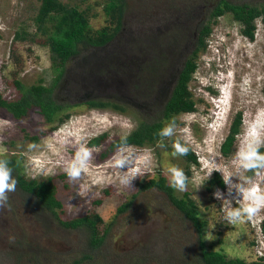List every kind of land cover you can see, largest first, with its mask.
Instances as JSON below:
<instances>
[{
	"label": "rangeland",
	"instance_id": "374dc122",
	"mask_svg": "<svg viewBox=\"0 0 264 264\" xmlns=\"http://www.w3.org/2000/svg\"><path fill=\"white\" fill-rule=\"evenodd\" d=\"M122 1L120 12L108 0L55 1L82 16L85 39L111 37L101 46L80 44L53 85L57 63L49 41L56 36L60 13L39 18L40 0H0L1 99L14 102L40 86L65 105L49 122L33 106L18 120L0 108V159H13L25 180L51 183L60 221L97 214L96 232L104 234L102 244L91 249L86 228L61 227L17 188L8 193V206L0 208V264H202L190 222L161 190L141 188L159 176L170 186L172 166L188 178L186 190L171 187L172 194L193 202L203 223L204 250L264 264V208L252 219L234 224L225 219L230 207L240 206V189L251 187L249 180L264 190V169L247 178L237 158L253 124L259 125L264 143V23L259 17L253 21L249 39L229 12L210 16L220 0ZM226 1L264 6V0ZM201 27L208 32L199 44ZM188 60L195 63L186 83L193 110L162 118V106ZM236 112L239 134L231 154L223 157L219 145ZM173 118L170 137L108 150L110 142L126 137L141 121L160 120L165 127ZM28 137H36L35 148H29ZM175 140L189 148L197 164L172 156ZM81 144L93 149L92 160L72 181L65 169ZM118 150L129 156L128 167L141 171L132 188L119 182L127 168L113 166ZM214 174L222 189L211 184ZM224 174H230L228 184Z\"/></svg>",
	"mask_w": 264,
	"mask_h": 264
},
{
	"label": "trees",
	"instance_id": "16d2710c",
	"mask_svg": "<svg viewBox=\"0 0 264 264\" xmlns=\"http://www.w3.org/2000/svg\"><path fill=\"white\" fill-rule=\"evenodd\" d=\"M56 0H40L39 18H44L48 12L60 13V19L56 23V36L50 37L49 51L51 53V60L56 64L57 72L53 80L55 85L61 78L64 72L65 62L72 56L77 54V48L80 44H88L90 46H101L106 43L111 36L98 37L97 40L85 39L83 33L84 19L74 9H67L55 2ZM112 5V8L116 5L117 10L120 12L123 6L122 0H108ZM229 12L233 19L237 21L241 26V33L245 37L251 39L254 31L253 21L256 18H260V21L264 23V6L257 8L246 4H231L226 0H220L213 7L211 11L212 17L221 16V14ZM118 29V24L115 31ZM208 29L201 27L198 32L197 43H202V38L207 34ZM195 69V63L188 60L184 63L183 67L179 71L174 86L172 87L168 99L162 106L160 116L162 118L169 117L170 114L178 112H191L193 110L192 103L187 100L186 83L189 80L190 74ZM17 87L19 85L16 83ZM264 93V84L262 86ZM48 89L42 87L29 88L22 97L14 102H7L0 97V108L5 109L12 118L18 120L25 116L27 110L30 107H36L38 114L41 115L47 122L51 120L53 115L62 110L65 105L56 103L51 97ZM241 126L240 113L236 112L228 126L226 135L219 145V153L223 157H227L233 151V144L235 136L239 134ZM166 127V126H165ZM164 128L160 120L153 121H141L133 131H131L126 137L116 139L110 142L108 150H113L121 146H139L143 141L159 140L162 138L159 133ZM30 142L34 144L36 137H28ZM90 145H95L96 141H89ZM259 152L264 154V143L259 147ZM185 160L192 164H197L196 158L192 152H188L184 156ZM9 161V167L13 169L12 176L18 181L17 188L19 191L26 195L33 196L37 205L44 211L49 212L58 221L61 227L68 229H76L80 227L86 228L88 231V243L91 249L99 247L104 239V234L98 236L96 232L97 224L101 222V219L97 214H92L90 217H81L70 221H60L57 218L55 212L60 208V203L55 199L54 187L49 181L45 183H36L32 180H25L18 175L17 164L13 159H4ZM257 170H247L245 176L247 178L253 176ZM211 184L215 183L218 188L222 189L223 184L221 180L214 174L211 179ZM155 187L161 190L169 200V202L188 220L193 227L199 246V257L202 264H249L241 259H226L222 254L216 251L204 250L203 242L200 240L203 223L199 221L196 216L195 206L193 202L185 197L176 198L172 194V189L165 182L162 176H159L156 180L150 179L141 186V188ZM124 206H120L117 209V213L123 210ZM264 229V223H262Z\"/></svg>",
	"mask_w": 264,
	"mask_h": 264
},
{
	"label": "clouds",
	"instance_id": "9594fccd",
	"mask_svg": "<svg viewBox=\"0 0 264 264\" xmlns=\"http://www.w3.org/2000/svg\"><path fill=\"white\" fill-rule=\"evenodd\" d=\"M175 118L171 120L166 127H164L159 135L172 136L173 128L175 125ZM258 124H253L249 136L246 138L242 147L237 152V158L239 164L245 170H257L264 169V154L259 152V147L262 143L260 140V134L257 131ZM185 132L187 129L184 130ZM158 147H163L158 142ZM36 145L30 144L29 148H35ZM172 156H186L189 152V148L180 142L175 140L172 143ZM93 149H89L86 145L81 144L72 159L66 166L65 172L69 180L75 181L81 177L90 161L92 160ZM113 166L117 169H125L119 176V182L126 188H132V181L141 175V171L138 167H128L129 156L124 155L121 151H117L113 157ZM13 169L9 167V161L0 159V208L8 206V193L15 192L17 189L18 181L12 176ZM170 174L169 185L173 189L178 191H185L187 187V176L183 169L172 166L168 169ZM211 172L209 173V176ZM256 175H259L256 172ZM230 174H224V183H229ZM251 187L241 188L242 202L239 207L229 208L225 213V219L229 223L241 222L245 217L252 219L256 216L261 208H264V190L260 189L258 185L254 184L251 180L248 181ZM215 195V194H214Z\"/></svg>",
	"mask_w": 264,
	"mask_h": 264
},
{
	"label": "flooded vegetation",
	"instance_id": "af4514ba",
	"mask_svg": "<svg viewBox=\"0 0 264 264\" xmlns=\"http://www.w3.org/2000/svg\"><path fill=\"white\" fill-rule=\"evenodd\" d=\"M182 68V67H181ZM178 75V74H177ZM177 77V76H176ZM175 81H176V79H175ZM168 82V81H167ZM174 84H175V82H174ZM174 86V85H173ZM172 89V88H171ZM171 91V90H170ZM168 99V98H167ZM166 102V101H165ZM164 105V104H163Z\"/></svg>",
	"mask_w": 264,
	"mask_h": 264
}]
</instances>
